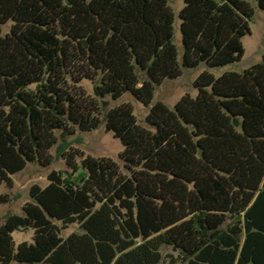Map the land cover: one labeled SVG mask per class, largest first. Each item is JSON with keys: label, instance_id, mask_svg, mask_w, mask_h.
Listing matches in <instances>:
<instances>
[{"label": "trees", "instance_id": "1", "mask_svg": "<svg viewBox=\"0 0 264 264\" xmlns=\"http://www.w3.org/2000/svg\"><path fill=\"white\" fill-rule=\"evenodd\" d=\"M171 1L0 0V186L49 167L54 148L67 167L0 225V264H264V63L204 72L195 97L153 104L183 69L240 62L253 9L183 0L176 17ZM126 93L150 109L146 127L109 108ZM100 125L120 164L72 148Z\"/></svg>", "mask_w": 264, "mask_h": 264}, {"label": "rangeland", "instance_id": "2", "mask_svg": "<svg viewBox=\"0 0 264 264\" xmlns=\"http://www.w3.org/2000/svg\"><path fill=\"white\" fill-rule=\"evenodd\" d=\"M253 9V16L248 22L250 34L242 39L244 56L240 62L210 69L200 64L195 69H183L182 75L177 79L165 80L154 92L153 104L161 103L173 109L175 104L184 96L195 97L196 89L193 87L195 80L204 72L210 73L214 78H218L226 73H243L257 64L264 63V10L259 9L256 0H244ZM170 8L175 16L182 9L183 0H172ZM174 45L177 47L179 54L181 53V40L179 33V23L176 19L174 26ZM82 87L87 94L93 97V91L89 83H83ZM109 108L118 107L123 104L131 106L137 123L141 127H146L145 119L149 113V108L137 101L130 93L124 94L115 102H110ZM72 148L78 149L93 158H106L119 163L118 156L122 152V145L119 140L115 139L111 133L105 131L104 125H100L98 129L90 132H77L71 136ZM51 165L47 168L40 167L36 164L28 165L21 173L13 177L14 186L11 190L4 186H0V194H7L12 201L8 205L0 206V225L4 222L8 215H20L22 207L31 201L30 189L34 185L44 188L48 184V176L52 171L63 172L67 170L65 161L59 157L57 149L50 152ZM77 227H71L64 232L65 236L72 233H79ZM32 232L15 233L14 239L16 243L31 242ZM168 249H162L165 256Z\"/></svg>", "mask_w": 264, "mask_h": 264}]
</instances>
